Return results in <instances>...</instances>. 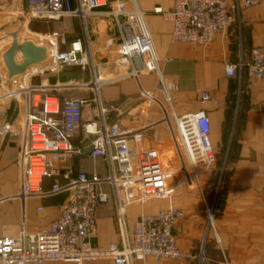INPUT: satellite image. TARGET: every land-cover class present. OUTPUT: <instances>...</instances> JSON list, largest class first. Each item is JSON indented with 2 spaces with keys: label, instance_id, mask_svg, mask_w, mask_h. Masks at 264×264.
Listing matches in <instances>:
<instances>
[{
  "label": "crops",
  "instance_id": "obj_1",
  "mask_svg": "<svg viewBox=\"0 0 264 264\" xmlns=\"http://www.w3.org/2000/svg\"><path fill=\"white\" fill-rule=\"evenodd\" d=\"M136 2L145 13L164 79L179 86L178 92L172 93V109L177 115L205 111L210 120L214 149L223 146L225 139L229 143L228 161L223 163L228 173L222 185V205L213 231L220 241L219 246H222L219 248L227 250L228 264H235V261L237 264H254L258 258V261H263L264 81L250 79L246 74L239 78H228L225 64L236 62L241 57L248 59L253 48L264 46V0L251 7H242L239 18L228 31L205 47L172 41V22L163 14L156 13L155 9L161 8L163 13H169L174 0ZM25 9V0H0V236L17 231L23 222L29 232L47 227L59 217L67 198L66 193L29 197L25 201L18 197L23 178L19 151L28 103L32 98L18 90L29 86L42 96H54L61 100L91 96L85 87L90 81L88 70L76 67L64 71L52 67L56 49L47 35L54 31L64 34L67 44L60 45L59 49L66 50L69 43L81 35L78 19L68 17L70 19L31 21L47 24L49 32L43 37V34L32 31L35 37L30 39L23 35L28 27L22 20ZM72 22L77 23V29L71 27ZM89 25L94 32L97 70L104 80L101 98L107 109V122L121 129H146L142 147L161 155L174 142L173 132L164 121L160 103L146 107L141 95V89H144L169 107L160 88L158 74L143 73L139 80L128 76L129 61L116 57L104 47L108 20L95 16L90 18ZM167 59L170 61L167 62ZM203 91L210 95L206 102L201 101ZM92 118L93 107L87 106L84 119ZM11 131L20 132L21 135H11ZM91 140L92 137L82 131L74 136L73 144L81 149V153L74 158V166L77 171L89 174L97 171L105 176V162L100 159L93 161L83 153ZM63 182L61 178L46 179L43 190L49 191L53 184ZM107 190L110 188L107 187ZM168 204L167 200H149L145 204L130 205L127 208L129 229L132 231L142 214H155L167 208ZM173 205L177 207L174 199ZM96 215V235L92 239L94 246L103 247L117 242L119 230L113 199L99 205ZM197 218L193 214L187 216L178 234V246L184 257L165 260L164 264H192L195 258L193 250L199 245L203 233L195 221ZM214 248L217 250L218 246ZM257 251H260L259 256L256 255ZM209 256L211 258V254ZM83 264L114 263L109 259H93ZM135 264L161 263L154 257H147Z\"/></svg>",
  "mask_w": 264,
  "mask_h": 264
},
{
  "label": "built area",
  "instance_id": "obj_2",
  "mask_svg": "<svg viewBox=\"0 0 264 264\" xmlns=\"http://www.w3.org/2000/svg\"><path fill=\"white\" fill-rule=\"evenodd\" d=\"M25 1L22 20L26 24L34 20L57 21L67 16L78 19L81 35L70 42L66 50L59 49L60 45L67 44L64 34L54 31L47 35L56 49L52 67L88 70L90 81L85 87L91 96L61 100L42 96L29 86L18 90L32 96L19 151L23 178L18 197L26 200L66 193L67 198L59 217L47 227L29 232L23 222L17 231L1 235L0 264H83L93 259L135 264L147 257H154L164 264L165 260L184 257L178 246V234L187 213L173 205L175 189L171 188L170 179L184 170L196 172L216 162L210 140L211 125L203 110L177 115L172 109V93L178 92L179 86L166 81L161 73V60L146 25L145 13L136 0ZM258 2L174 0L169 13H163L161 8H156L155 12L172 22L171 39L174 43L205 47L228 31L239 18L242 7H251ZM95 16L108 20L104 47L116 57L129 61L128 76L139 80L143 73L158 74L160 88L169 107L144 89H141V95L146 107L160 103L164 121L170 127L174 121L176 132L172 134L178 149V168H165L158 152L142 147L146 129H121L107 122V109L101 98L104 80L97 70L94 32L89 25L90 18ZM225 74L228 78L246 74L250 79L264 81V46L253 48L248 59L241 57L236 62L226 63ZM209 99V93L203 91L201 101ZM87 106L93 107V118L89 120L84 119ZM79 131L92 137V150L88 156L93 161L100 159L105 162V176L97 171L89 174L76 170L73 161L81 149L75 147L73 138ZM10 134L21 135L17 131ZM53 178H61L64 182L55 183L49 191H44V181ZM111 198L116 209L119 240L108 246H94L92 239L96 235L97 208ZM149 200H167L169 204L155 214H142L131 231L127 208ZM207 214L214 228L211 209H207Z\"/></svg>",
  "mask_w": 264,
  "mask_h": 264
},
{
  "label": "rangeland",
  "instance_id": "obj_3",
  "mask_svg": "<svg viewBox=\"0 0 264 264\" xmlns=\"http://www.w3.org/2000/svg\"><path fill=\"white\" fill-rule=\"evenodd\" d=\"M68 17L70 16L63 19H70ZM72 23L71 27L73 29H77V23ZM32 31L39 32L45 36L49 32V27L45 23L40 24L30 22L28 27L25 28V33L23 35L29 36L30 39H32V37H35V35L31 34ZM72 68L62 70L65 71ZM171 129L172 132H176V125L174 121H171ZM210 140L212 142L211 136ZM226 141L227 140L225 139V143L219 149H214L216 162L213 165L208 168H200L196 172L184 170L183 172L175 174L170 179V186L175 189L173 196L175 204L177 207L185 209L187 216H190V214L197 216L198 218L195 219V221H197L199 226L203 229L200 243L197 248L193 250L195 258L193 259L192 264H220L221 262L224 263L225 259L227 263H230L227 250L224 249L225 251H222L219 248H222V246H219L216 235L213 232L218 222L220 205H222V201L220 199L222 185L226 179V174L228 173V171L223 168V163L228 161L227 151L229 149V143ZM175 145L176 144L171 143L169 148H165L163 153L160 155L165 168H171V166L178 168L180 165V161L178 159V149ZM19 199H21V197H19ZM208 208L212 211L214 228L209 223V217L207 214ZM214 245L218 246L217 250L214 248ZM261 253H264V251H261ZM210 254L211 258L209 256ZM236 254L238 255V253ZM256 255L259 256L260 251H257ZM258 259H256L257 262H254V264H264V260L258 261ZM235 260H237V257ZM235 264H237V261H235Z\"/></svg>",
  "mask_w": 264,
  "mask_h": 264
},
{
  "label": "water",
  "instance_id": "obj_4",
  "mask_svg": "<svg viewBox=\"0 0 264 264\" xmlns=\"http://www.w3.org/2000/svg\"><path fill=\"white\" fill-rule=\"evenodd\" d=\"M91 150H92V145L90 144L85 149H83V153L88 155L91 152Z\"/></svg>",
  "mask_w": 264,
  "mask_h": 264
},
{
  "label": "bare ground",
  "instance_id": "obj_5",
  "mask_svg": "<svg viewBox=\"0 0 264 264\" xmlns=\"http://www.w3.org/2000/svg\"><path fill=\"white\" fill-rule=\"evenodd\" d=\"M211 218H212V215H211ZM211 225H212V223H211Z\"/></svg>",
  "mask_w": 264,
  "mask_h": 264
}]
</instances>
